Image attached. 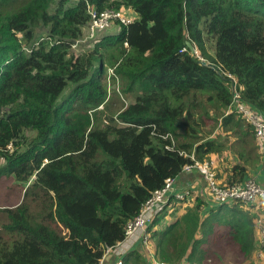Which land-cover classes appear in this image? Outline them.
Returning <instances> with one entry per match:
<instances>
[{"label":"trees","instance_id":"trees-1","mask_svg":"<svg viewBox=\"0 0 264 264\" xmlns=\"http://www.w3.org/2000/svg\"><path fill=\"white\" fill-rule=\"evenodd\" d=\"M92 7L131 21L81 41ZM228 74L264 112V0H0V178L24 192L20 203L0 206V264H97L156 189L211 153L243 159L233 162L232 183L249 176L264 142L242 115L225 112ZM116 76L135 99L112 115ZM204 93L224 107L223 128L208 136L196 123ZM185 127L192 138L175 142ZM28 196L42 203L41 223ZM183 202H173L184 210L170 223L165 208L147 227L160 260L249 264L264 201ZM145 251L131 248L123 264H149Z\"/></svg>","mask_w":264,"mask_h":264},{"label":"built area","instance_id":"built-area-1","mask_svg":"<svg viewBox=\"0 0 264 264\" xmlns=\"http://www.w3.org/2000/svg\"><path fill=\"white\" fill-rule=\"evenodd\" d=\"M121 22L127 25L131 21V17L127 16L123 11L115 8L98 11L95 8L90 9V23L87 28V35L81 41L87 38H93L98 30H103L112 26L114 22ZM80 40H76L73 46ZM127 44V43H126ZM183 47L180 51L186 50ZM192 52H197L196 48ZM112 71V69H111ZM232 76L231 74H228ZM232 83V99L225 111L227 114L237 112L242 115L243 119L252 126L255 136L264 142V113L258 108L247 103L241 94V88L237 81L231 77ZM193 158V155H192ZM198 169L203 177L209 196L215 203H232L244 202L247 204H258L264 201V185L259 183L254 177H247L242 182L233 184H223L215 177L214 170L208 161L195 160L194 163L184 165L183 171L191 172L193 169ZM176 176L168 178L164 186L156 189L141 207L140 212L132 218L126 227L125 238L118 241L113 246H108L103 257L97 264H107V256L114 255L115 260L110 264H123L125 254L136 246V242H140V246H146L148 249L149 264H187L183 259L177 263H169L160 260L155 253L148 247L149 235L147 227L152 223L154 218L166 208L167 203L171 199V193L177 199H183L191 193V187L187 186L181 190H176L174 183ZM257 247L256 253L258 256L254 264H264V212H262L257 222Z\"/></svg>","mask_w":264,"mask_h":264},{"label":"rangeland","instance_id":"rangeland-1","mask_svg":"<svg viewBox=\"0 0 264 264\" xmlns=\"http://www.w3.org/2000/svg\"><path fill=\"white\" fill-rule=\"evenodd\" d=\"M109 30L110 29H108L106 31L104 30V32H109ZM211 52H213L212 49H211ZM116 66H117V64L113 65L112 67L116 68ZM110 72L113 73V69H112V71L110 70ZM119 79H120L119 76L114 77V80L111 78L112 82L109 85V96H108L107 111H108V113H110L112 115H118L124 106L128 105L130 102L134 101V99H135L133 91L124 90L123 86H122V82H120L121 79H120V81H119ZM209 94L210 93H204V94H200L198 96V100L201 103L200 105H198V107H199L198 110H203L205 115H204V119H202V120L198 119L196 121V123L199 125L200 132L204 133L203 136H208L211 133L220 131L223 128L221 125V121H222V110L224 109V107L217 108L215 103L208 101L207 97L209 96ZM207 113H209V116L207 115ZM215 113H217L219 115V119L217 122L214 120ZM223 116H224V114H223ZM190 131L191 130L188 127H185L184 129H179L178 136L173 137L175 142H176V139H177V141H189V139L192 138L191 136L188 135L189 134L188 132H190ZM230 152L231 151H226V152H224V154L223 153L222 154L227 156V155H229ZM216 157H221V156L216 155ZM236 157L239 158L238 156H236ZM209 160L211 161V156H210ZM23 193H24L23 188L21 186L13 185V178L12 177L3 176L0 178V206L7 205V204L20 203L22 200H24ZM7 196H12L9 198L10 202L5 201V198ZM26 201L30 202L29 211L33 214L34 218L36 220H38L39 223H41L42 222L41 220L43 219L41 214H40L42 203L34 202V199L32 197H29V196L27 197ZM176 205L177 204H174L173 207ZM227 206H229V205H227ZM256 210L258 211L259 208L256 207ZM165 211H167L168 212L167 215L170 216V218L168 219L169 222L171 220H173L176 216H178L182 213L179 208L173 209L172 212H169L168 209H166ZM165 215H166V213H165ZM5 216L6 215H4L2 212H0V230H1V224L4 223ZM45 222L50 224V226L57 229L58 231L63 230L62 225L56 221L47 220ZM2 231H5V228H3ZM136 246L141 247L140 244L136 245ZM145 252L148 253V251H145ZM253 259H254V253L252 255V258H251L249 264L253 262Z\"/></svg>","mask_w":264,"mask_h":264},{"label":"crops","instance_id":"crops-1","mask_svg":"<svg viewBox=\"0 0 264 264\" xmlns=\"http://www.w3.org/2000/svg\"><path fill=\"white\" fill-rule=\"evenodd\" d=\"M226 151H230L228 149H225L224 151H222L220 154H215V153H211V161L209 160L208 162H210L212 164V166L214 167V173H215V177L217 178V180L223 184L225 183H232L233 181H230L231 178L233 177V162L237 161V162H244L243 159L241 158H237L235 157L232 152L229 153V155H223L224 152ZM223 153V154H222ZM262 153V152H261ZM262 157L261 160L257 163L254 160H251V164H248V175L247 177H254L259 183L264 185V151L262 153ZM216 155H219L221 157H216ZM246 177V178H247ZM233 179V178H232ZM191 185L193 187V190L188 198L187 201L183 202V205L185 204H192V201L195 199V197L199 196V197H204L205 200H207L208 202H212V199L210 198L209 194L207 193V190L205 189L206 183L203 179V177L201 176V174L199 172H184L182 174H180L175 183H174V187L176 190H181L183 187H186L187 185ZM175 198L172 196L171 200L169 201L168 204V210L169 212H172L173 209H177L179 208L181 212H183L184 208L181 207L180 205H177L173 207ZM256 206H259L258 204H255ZM260 212H263L260 211ZM170 218L169 215H167L166 219L168 220ZM170 223V222H169ZM256 239L258 237V233H257V227H256ZM136 245H139V241L136 242ZM254 257L255 260L257 261L258 256L256 253V250L254 252ZM115 260V256L114 255H109L107 256V264L113 263Z\"/></svg>","mask_w":264,"mask_h":264},{"label":"clouds","instance_id":"clouds-1","mask_svg":"<svg viewBox=\"0 0 264 264\" xmlns=\"http://www.w3.org/2000/svg\"><path fill=\"white\" fill-rule=\"evenodd\" d=\"M126 45H127V44H126ZM110 70H111V69H110ZM228 76H229V75H228ZM229 77H230V80H231V77L234 78L233 76H229ZM234 79H235V78H234ZM237 84H238V82H237ZM238 86H239V84H238ZM239 87H240V86H239ZM230 88H231V93H232V83H231V87H230ZM241 92H242V91H241ZM226 109H227V108H226ZM263 113H264V112H263ZM245 122H246V121H245ZM246 123H247V122H246ZM186 164H187V163H186ZM183 168H184V167H183ZM195 169H196V168H195ZM192 171H194V172H199L198 169H197V171H195L194 169H193ZM192 171H191V172H192ZM184 172H187V171H183V169H182V171L180 172V174H182V173H184ZM214 172H215V171H214ZM199 173H200V172H199ZM180 174L176 175V177H178ZM173 177H175V176H173ZM176 179H177V178H176ZM242 181H243V180H242ZM242 181H238V182H242ZM235 183H237V182H235ZM225 184H233V183H225ZM187 186L191 187V192H192L193 187H192L190 184L187 185ZM187 186H186V187H187ZM183 188H185V187H183ZM183 188H182V189H183ZM190 194H191V193H190ZM190 194L187 195V196H186L185 198H183V199H177V198L175 197V195L172 194V193H171L170 196H171V198H172V196H173L175 199H177V200H179V201H187L188 198H189V196H190ZM210 198H211V197H210ZM170 200H171V199H170ZM170 200H169V201H170ZM212 202H214V201L212 200ZM236 202H239V201H236ZM214 203H215V202H214ZM233 203H235V202H232V203H230V202H229V203H222V204H221V203H215V204H217V205H223V204H225V205H226V204H233ZM243 203H244V202H243ZM168 204H169V202L167 203L166 209H168ZM246 204H247V203H246ZM163 211H164V209H163L161 212H163ZM161 212H160V213H161ZM160 213H159V214H160ZM128 252H129V251H128ZM128 252H127V253H128ZM127 253H126V254H127Z\"/></svg>","mask_w":264,"mask_h":264},{"label":"water","instance_id":"water-1","mask_svg":"<svg viewBox=\"0 0 264 264\" xmlns=\"http://www.w3.org/2000/svg\"><path fill=\"white\" fill-rule=\"evenodd\" d=\"M186 44L190 48L191 51H194L195 50V46H194V44L190 40H187L186 41ZM194 170L197 171V169H194Z\"/></svg>","mask_w":264,"mask_h":264}]
</instances>
